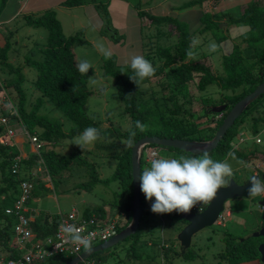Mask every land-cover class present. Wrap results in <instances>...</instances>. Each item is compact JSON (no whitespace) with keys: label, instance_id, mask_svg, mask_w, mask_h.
<instances>
[{"label":"trees","instance_id":"trees-1","mask_svg":"<svg viewBox=\"0 0 264 264\" xmlns=\"http://www.w3.org/2000/svg\"><path fill=\"white\" fill-rule=\"evenodd\" d=\"M219 1L216 0V2ZM109 2L106 1L102 4L103 11L107 14L109 12ZM88 3L91 2L66 0L64 6L73 8ZM140 14L150 18L151 26H155L156 22H167L169 24L175 22V20L168 17H155L148 13ZM25 19L29 27L35 29L46 28L49 31L48 43L43 50V57L40 56V59L26 57L24 64L17 66L14 62H10L11 43L8 41L7 44L0 46V74L4 73L3 78L0 77V91L7 92L18 114L17 118L8 116L10 119L8 126L0 125V137L6 133L7 129L16 130L17 126L20 125L24 128L25 133L28 132L36 136L44 145L39 151L30 153L27 158L22 157L20 161H17V157L21 153L14 145V141L12 145L0 142V222H4L0 227V256L14 258L18 254L14 244L16 220L14 216L7 215L5 210L18 199L21 191L20 185L24 181L31 182L34 186L32 197L28 200L30 204L35 193L43 186V181L38 179L39 176L36 173L39 168L45 170L50 179H53L64 175L73 166L86 167L91 176L87 188L90 185L93 187L94 184L102 182H118L119 192L116 191V194L120 200L112 204L113 209H106L104 204L91 210L87 209L83 216L87 219L93 216L101 219L108 218L110 215L112 217L123 214L126 219L118 228V233H120L127 228L133 218L132 148L134 145L140 139L149 136L189 141L212 140L231 109L264 82V4L260 0L245 8L242 18L236 21L238 25L242 24L249 28L243 35V41L246 44L245 49H248L249 52L244 53L242 49L235 48L230 55L224 56L221 65L222 75L216 74L210 65L190 59L196 49L194 46L195 34L191 35L188 32H183L182 38L171 46H165L164 49L146 53V59L153 64L155 73L144 82L147 84V81H151L152 78L164 76L167 83L161 85L162 89L172 92L168 97L162 94V89L161 92H153V95H149V91L142 88V82L138 86L130 78V75L133 74L130 63L124 69L116 70L114 67L116 58L112 56L111 59H108L104 67V74L106 77H115L119 97L125 106L123 116L130 119L131 125L126 130L119 127L103 129L99 121L85 112V106L92 94L87 86V78L90 74L79 71L74 52L76 43L85 44V42L81 41L78 36L67 37L64 34L61 22L53 11L41 16H26ZM221 20V17L206 13L202 21L203 28L200 32L219 29V25L222 23ZM177 27L181 28L179 23ZM214 36L221 42L227 38L226 36ZM156 54H159L158 59H156ZM110 63L111 68H109ZM25 66L34 67L38 71L35 82L38 96L34 102L28 101L27 90L23 86L26 80ZM89 72L92 73V71ZM212 86H217L222 91L216 98L215 105L211 106L210 103L209 105L204 99L201 110L196 111L188 107V105L191 106L199 100L196 97L198 93H205ZM227 92L232 94L228 95ZM46 103L54 104L66 116V119L70 120L72 127L69 131L64 128V123L52 122L50 118L41 114ZM216 103L218 104L216 105ZM222 105H227V109L222 116L213 113L215 107ZM263 107L264 95L245 111L249 114L254 111L257 112V116L253 117L252 122L255 134H258L256 126L264 121V113L261 111ZM2 113L8 115L7 111ZM136 121L141 122L142 129L135 127ZM240 122L242 123V120ZM89 126L99 129L100 138L110 141L109 145L106 146L108 150L117 151L111 155L117 161V168L110 177L103 178L101 176L96 164L90 162L84 156L86 149L77 146L75 151L70 154H62L56 150V147L63 145L67 140H73ZM132 132H135L134 136H132ZM234 133L231 129L222 139L219 148L207 155L211 157L214 153L217 158H221L226 157L228 154L236 155L239 153L231 146V142L235 137ZM125 143L128 145H125ZM54 147L55 150L52 149ZM161 148L167 147L160 145H147L145 147L143 155L146 153V160L144 161V158H142V172L151 164L147 161V152L156 150L158 153L156 158H158V149ZM168 149L189 156H197L175 148ZM239 154L242 156V160H248L247 156ZM143 163L145 167H143ZM15 164H18V171L14 170ZM116 208L118 209L116 210ZM205 208H207V205L204 206ZM141 211V225L135 234L136 236L140 233L144 217L149 214L148 204L143 193ZM49 215L39 211L35 216V220L31 222V228L37 239L53 236L57 232L60 217L50 218ZM161 215L167 216L169 219L179 218L187 224L181 213L172 212ZM242 239L243 237L237 239L230 237L227 239V248L219 255L221 261L240 264L261 258L259 246L264 238L250 237L245 240ZM174 242L177 243L173 239L165 241L161 247L166 264H172L176 258L187 261L197 259V255L190 248L183 253L180 244V250H178ZM101 243L104 242L93 243L91 248ZM132 246L133 255L137 256L136 244ZM86 250L88 249L84 248L83 252ZM71 259L73 257L54 256L48 261L50 264H67Z\"/></svg>","mask_w":264,"mask_h":264},{"label":"rangeland","instance_id":"rangeland-1","mask_svg":"<svg viewBox=\"0 0 264 264\" xmlns=\"http://www.w3.org/2000/svg\"><path fill=\"white\" fill-rule=\"evenodd\" d=\"M86 1L91 2L90 5L77 7L73 12L74 16H68L66 13H59L57 15L61 19L62 28L67 37L78 36L81 41L85 42V44L76 43L74 45L78 65L82 60H87L92 66L89 69L92 73L89 71L84 72L90 74L89 78H87V86L88 90L92 93L85 106V112L99 121L103 129L119 127L122 130H126L131 125V122L129 118L123 116L125 106L119 97L115 77H106L104 74L107 60L114 56L116 58L114 63L115 69H124L130 63L133 56L142 55L146 58L148 51L155 52L164 49L165 46H171L182 38L183 32L190 33L192 31L189 24L183 23L179 19L173 22L174 26L167 22H156L155 26L147 27L145 25L138 31L137 25L132 24V21L126 20L125 17L119 19L118 16L114 17L110 10L108 14L103 11L102 4L111 0ZM130 1L137 4L140 2V0ZM221 1L223 5L229 4L230 7L227 8L236 10L235 12L232 11L234 15H225V21L219 25V29L217 30L208 32L195 31L194 46L196 49L190 58L193 61L210 65L212 70L218 75L223 74L221 65L224 56L230 55L235 48L242 49L244 53L249 52L248 49H245L246 44H244L243 36H241L242 33L245 34L247 26L238 25L236 21L239 19L238 17L242 18L241 12L244 13L245 8L252 4L248 2L249 0ZM7 3L8 5L11 4L12 0H7ZM262 4H264V0H262ZM179 7L183 8L182 6ZM127 8L126 17L129 13L135 17L136 9L130 6H127ZM63 10L68 9L63 8ZM140 22L138 21L139 25H141ZM178 23L182 28H180V32L175 29ZM12 27H14L13 33L15 36L9 37V42L12 45V50L9 54L10 62H14L17 66L24 64L26 57L34 59H40V56L43 57V50L47 46L49 38V31L46 28L35 29L29 27L24 20L16 21L13 25L9 26V28ZM165 32L169 36H166ZM32 33L34 34L33 36ZM214 35L226 36L227 38L221 42ZM101 47L109 49L111 56H106L100 50ZM158 58L159 54H156V59ZM111 67L110 63L109 68ZM24 73L26 80L23 86L27 90L28 101L34 102L38 96L35 88L38 71L34 67L25 66ZM3 76L4 73L0 74L1 78ZM163 83L166 85V78L161 76L152 78L151 81H147V84L143 81L141 86L149 91V95H153V92H161V85ZM221 92L217 86H212L207 92L198 93L196 97L199 100L195 101L191 106L188 105V107L199 111L204 104V99L208 104L210 103L213 106ZM171 93L162 89V94L166 97L170 96ZM226 94L230 95L232 93L227 92ZM8 105L9 102L5 100V94L0 91V107L3 106L6 109L5 107H8ZM261 111L264 113V107ZM41 114L50 118L52 122L59 121L64 123L66 131H69L72 127L70 120L66 119V116L54 104L46 103ZM256 116V111L250 114L245 112L232 127V131L236 134L234 133L235 137L231 142V146L239 145L238 151L244 152L241 154L247 156L248 160H242L240 152L236 155L228 154L226 157L221 158H217L213 153L210 157L214 160L226 161L231 165L233 175L228 178L227 184H229L231 179L243 182L254 174L256 166L263 164L264 121L256 126L258 134L263 140V144L258 145L256 143V136L258 134L254 133L252 123L253 117ZM241 120L242 123L240 122ZM17 129L23 130L20 125L17 126ZM242 133L251 136V139L240 143L239 140L242 139ZM77 137L73 140L65 141L63 145L56 147V150L62 154H70L72 151H75V148L78 146L74 144ZM109 143L110 141L99 138L94 145L85 148L86 151L84 152V156L90 162L96 164V168L103 178L110 177L117 168V161L111 156L117 151L108 150L106 146ZM30 144V141H28L23 146L24 151L28 155L31 153ZM125 145L128 144L125 143ZM48 148L50 149L51 147ZM52 149L55 150V147ZM158 150L159 157L169 156L178 158L181 155L189 156L168 148ZM35 152H37L36 147ZM143 158L145 161L146 153H144ZM143 167H145L144 163ZM39 169L36 173L39 176L38 179L43 181V186L35 193L29 207L35 212L39 210L48 213V215L50 214V218L67 216L73 209H77L81 215H84L87 209L91 210L104 204L106 209H113L114 206L112 204L120 200L116 194V191L119 192L118 182H102L94 184L93 187L90 185L87 188L91 176L86 167L73 166L64 175L54 177L53 179H50L45 170ZM261 171H263V168ZM260 201L261 195L252 196L251 199L237 198L227 201L224 212V225L215 224L200 231L193 237L190 249L197 255V259L187 261L176 258L172 264H232L221 261L219 255L227 248V239L230 237L237 239L238 237L247 238L254 235L255 230L258 229L263 220L259 209ZM146 203L148 204L149 214L144 217L140 233L137 236H131L113 248L94 254L90 260H96L102 264H165V258L161 250L163 243L173 239L179 244L178 236L186 223H183L179 218L169 219L167 216L154 213L151 210V203L148 200H146ZM228 211H231V217L227 216ZM2 223L4 222H0V227H2ZM134 244H136L137 256L133 255L132 245ZM43 264L50 263L46 261Z\"/></svg>","mask_w":264,"mask_h":264},{"label":"clouds","instance_id":"clouds-1","mask_svg":"<svg viewBox=\"0 0 264 264\" xmlns=\"http://www.w3.org/2000/svg\"><path fill=\"white\" fill-rule=\"evenodd\" d=\"M100 50L106 56H111V51L109 49L101 47ZM91 67V64L87 60H82L78 65V69L81 72H88ZM130 68L133 73L130 75V78L138 86L141 82L151 78L155 73L153 64L142 55H136L131 58ZM135 127L137 129H142L143 125L141 122L136 121ZM134 135L135 132H132V136ZM99 138V129L94 126H89L79 134V136L75 139L74 144L80 146L82 149H85L91 145H94L99 140ZM262 144L263 140L262 143L258 145ZM233 147L238 151L239 145H237V147L233 145ZM262 168L264 171V161L262 165L256 166L254 174L262 175ZM232 175L233 169L228 162L214 160L207 154L200 156L181 155L178 158L160 156L158 158H154L150 166L145 168L143 172L140 173L139 181L142 193L145 195L146 200L151 203L152 212L157 214H165L175 211L176 213H181L183 217L184 213L200 214L206 210V208L204 209V206L207 205L208 207L211 201L216 197L218 190L228 183V178ZM250 181L251 187L248 189L249 195L263 196L264 177L253 176ZM19 198L20 195L18 196V199ZM29 206L30 204L27 203V207L30 210L29 215L33 219V216L31 215L32 208ZM259 209L262 213V208L260 207ZM224 212L220 214L215 224L224 225ZM227 216L231 217V211L227 212ZM187 225L188 222L185 224L184 228ZM70 231L74 233L73 239L79 245L83 246L85 249H91V240L89 238L82 237L80 234L76 233L74 228L70 229ZM118 234L119 233H117L115 236ZM250 237H243L242 240L248 239ZM74 258L76 257H73V259ZM90 259L91 258L87 260ZM259 260H261V258Z\"/></svg>","mask_w":264,"mask_h":264},{"label":"water","instance_id":"water-1","mask_svg":"<svg viewBox=\"0 0 264 264\" xmlns=\"http://www.w3.org/2000/svg\"><path fill=\"white\" fill-rule=\"evenodd\" d=\"M264 95V82L258 86V88L240 102H238L226 116L222 126L216 132L215 137L209 141H189L183 139H172V138H160L158 136H149L140 139L132 148V171H133V186H134V196H133V218L131 223L120 232L117 236L113 237L109 241L86 250L80 256L70 260L67 264H79L83 260L91 258L94 254L113 248L114 246L124 242L131 236L135 235L141 225V204H142V191L140 188L139 175L142 172V156L144 149L147 145H160L167 148H175L184 151L185 153L194 155H204L210 154L217 148L225 138L226 134L232 129L236 124L238 119L243 115V113L254 103ZM227 105H222L215 107L213 113L223 114L226 111ZM264 177V171L262 175L254 174L244 180L243 182H237L235 179H231L229 184L223 186L218 190L216 197L211 201L206 210L200 214H190L184 213L183 218L188 222V225L180 232L178 240L180 242L182 252L187 251L191 245L193 237L200 231L214 226L218 217L225 210V205L227 201L245 198L251 199L252 196L249 195L248 189L251 187V178ZM259 206L262 208V218L264 222V195H261V201ZM254 238H264V226L259 231L253 235ZM259 252L261 254V264H264V243L259 247Z\"/></svg>","mask_w":264,"mask_h":264},{"label":"built area","instance_id":"built-area-1","mask_svg":"<svg viewBox=\"0 0 264 264\" xmlns=\"http://www.w3.org/2000/svg\"><path fill=\"white\" fill-rule=\"evenodd\" d=\"M5 100H8V107H0V125L8 126L9 117H18L17 110L9 99L7 92ZM8 115L3 114L6 112ZM9 116V117H8ZM30 141L35 145L36 150L39 151L44 145L36 136H32L28 132L25 133ZM16 131L14 129H7L6 133L0 137V142L6 145H12ZM242 139L240 143L250 140L251 136L246 133L241 134ZM256 143L261 144L262 139L258 135ZM237 147V146H236ZM235 147V148H236ZM149 152V151H148ZM147 152V161L152 162L158 156L157 151L151 150ZM23 156H18L17 161H20ZM18 163V162H17ZM18 164L14 165V170L18 171ZM34 186L31 182L24 181L21 184L20 198L9 205L5 210L7 215L15 217L16 223L14 227L15 234V248L18 254L14 258L0 256V264H41L54 256L77 257L83 253L84 247L79 245L74 239V233L70 229H75L76 233L82 237H87L91 240V245L97 242H106L118 233V228L125 220L124 215L109 216L108 218H85L77 209L67 216H61L58 230L53 236L43 239H37L35 232L31 228L33 219L29 215V208L27 207L28 200L32 196ZM79 264H101L96 260H84Z\"/></svg>","mask_w":264,"mask_h":264},{"label":"crops","instance_id":"crops-1","mask_svg":"<svg viewBox=\"0 0 264 264\" xmlns=\"http://www.w3.org/2000/svg\"><path fill=\"white\" fill-rule=\"evenodd\" d=\"M65 1L66 0H12V3L8 5L7 0H0V46L7 44L10 36H15V34L13 33L14 27H12L13 28L12 29L9 28V26L13 25L16 21H20V20L25 21L26 16H41L49 11H53L57 19H59L60 21L61 19L58 18L57 16L59 13H66L68 16L69 15L74 16L73 12L77 7L85 6L82 5L73 8H67L64 6ZM258 1L260 0H249L248 2L250 4L251 3L254 4L257 3ZM109 4H110L109 10L114 17L118 16L119 19L125 17L126 20L132 21L133 22L132 24L137 25L136 27L138 31L140 30V28L144 27L145 25L147 27L148 26L151 27L150 18H148V16H142L140 14V13H148L155 17L172 18L173 20H175V22L178 21L179 19L181 22L189 24L192 31L190 32L191 35H193L195 31L200 32V30L203 28L202 21L206 13L212 14L215 17H221L222 18L221 21L223 22L225 21V15L226 16H230L231 14L234 15L232 11L233 12L236 11L227 8L230 7L229 4L223 5L221 0L219 2H216L214 0H140L139 4L133 3L130 0H111ZM86 5H90V3ZM127 6L136 9L135 17H133L131 13H129L128 16L126 17L127 15L126 12H128ZM179 6H182L183 8ZM63 8L68 10H63ZM138 21H141L140 22L141 25L138 24ZM175 29H177L178 32H180L179 27H176ZM248 30L249 28L247 27L245 33ZM243 34L244 33H242L241 36H243ZM33 35L34 34L32 33V36ZM166 35L169 36L168 34ZM28 141H30V139L25 134L24 129L23 130L16 129V135L14 137V145L16 147H19L18 150L20 151L21 156H23V158L28 157V153L25 152L23 149V146ZM30 143H31L30 152L34 153L35 145L31 141ZM38 212L37 211L35 212L33 211V209H31V215L33 216L34 220ZM175 247L177 249L179 247V244L175 243ZM240 264H261V262L260 260H251Z\"/></svg>","mask_w":264,"mask_h":264},{"label":"flooded vegetation","instance_id":"flooded-vegetation-1","mask_svg":"<svg viewBox=\"0 0 264 264\" xmlns=\"http://www.w3.org/2000/svg\"><path fill=\"white\" fill-rule=\"evenodd\" d=\"M223 114H221V116H222ZM260 165H262V164H260ZM228 185V184H227ZM226 186V185H225ZM264 226V222H263V220H262V222H261V225L260 226H258V229H256L255 230V232H254V234L256 233V232H259L261 229H262V227ZM248 237H250V236H248ZM262 243H264V241L263 242H261V244ZM260 244V245H261Z\"/></svg>","mask_w":264,"mask_h":264},{"label":"bare ground","instance_id":"bare-ground-1","mask_svg":"<svg viewBox=\"0 0 264 264\" xmlns=\"http://www.w3.org/2000/svg\"><path fill=\"white\" fill-rule=\"evenodd\" d=\"M149 152H151V150H150ZM149 152H148V153H149ZM135 236H136V235H135Z\"/></svg>","mask_w":264,"mask_h":264}]
</instances>
